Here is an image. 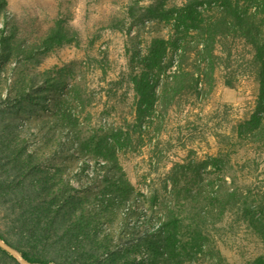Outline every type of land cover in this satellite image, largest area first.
<instances>
[{"label":"rangeland","instance_id":"rangeland-1","mask_svg":"<svg viewBox=\"0 0 264 264\" xmlns=\"http://www.w3.org/2000/svg\"><path fill=\"white\" fill-rule=\"evenodd\" d=\"M182 1L141 3L169 7ZM134 2L7 0L14 31L10 42L32 54L17 68L22 58L18 48L12 49L1 69H7L8 82L32 74L39 80L33 90V113L17 111L11 119L29 133V148L43 155V169L70 179L75 188L72 202L79 209L72 216H94L90 227L96 225L107 235L118 264H256L264 246L233 218L207 228L209 233H203L211 239L201 251L188 255L183 244L195 230V214L183 202L166 197L164 182L174 163L194 157L193 151L199 157L216 154L212 132L198 126V118L212 116L225 105L231 115H242L255 104L260 86L252 78L240 79L234 89L219 82L202 99L182 100L168 112L159 105L151 117L138 121L139 97L132 76L143 71L140 52L146 55L152 38L167 37L169 28L151 20H130L124 6ZM121 20L126 22L124 30L113 28ZM44 78L53 80L47 85ZM64 108L70 111L71 123L62 114ZM127 133L131 137L124 141ZM116 201L121 205L112 206ZM161 228L176 248L175 258Z\"/></svg>","mask_w":264,"mask_h":264},{"label":"trees","instance_id":"trees-1","mask_svg":"<svg viewBox=\"0 0 264 264\" xmlns=\"http://www.w3.org/2000/svg\"><path fill=\"white\" fill-rule=\"evenodd\" d=\"M142 1L124 6L128 18L164 24L169 35L153 37L147 54L140 52L143 71L132 76L139 97L138 121L151 117L159 105L168 112L181 106L182 100L202 99L219 82L234 89L240 79L252 78L260 86L255 104L242 115H231L225 105L212 116L199 117L198 126L212 132L216 154L199 157L193 151L194 157L174 163L167 175L166 197L183 202L195 214V230L183 250L189 249L192 256L201 251L211 239L203 232L228 218L252 231L264 246V0H184L169 7L142 5ZM6 5L7 0H0V238L32 263L118 264L107 235L99 233L96 225L90 227L94 216L83 212L72 216L79 209L72 202L75 188L70 179L43 169V155L29 148V133L11 119L17 111L33 113V90L39 80L32 74L8 82L7 69H1L12 49L18 48L22 58L16 61L17 68L32 54L10 42L14 31ZM117 24L113 28L123 31L125 20ZM172 64L176 66L168 74ZM50 80L42 82L48 85ZM62 114L72 122L67 108ZM124 135V141L131 137ZM108 150L113 156V149ZM94 162L101 166L99 159ZM120 205V201L112 204ZM160 231L175 258L169 235ZM255 263L264 264V253ZM0 264L18 262L0 249Z\"/></svg>","mask_w":264,"mask_h":264},{"label":"water","instance_id":"water-1","mask_svg":"<svg viewBox=\"0 0 264 264\" xmlns=\"http://www.w3.org/2000/svg\"><path fill=\"white\" fill-rule=\"evenodd\" d=\"M0 249L8 253L13 258H15L19 264H41V263H32L28 261L26 258L23 257L20 251L10 246L2 238H0Z\"/></svg>","mask_w":264,"mask_h":264}]
</instances>
